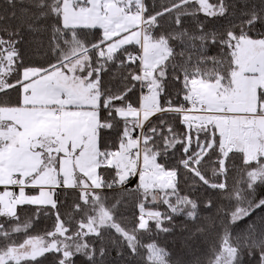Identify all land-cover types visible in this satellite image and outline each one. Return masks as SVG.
Returning a JSON list of instances; mask_svg holds the SVG:
<instances>
[{
	"label": "snow or ice",
	"instance_id": "snow-or-ice-1",
	"mask_svg": "<svg viewBox=\"0 0 264 264\" xmlns=\"http://www.w3.org/2000/svg\"><path fill=\"white\" fill-rule=\"evenodd\" d=\"M5 3L0 21L18 24L0 23V264H109L112 248L125 264H264V0H27L19 16ZM180 168L221 195L182 194ZM41 215L52 229L29 234ZM177 227L186 246L212 241L206 261L151 238Z\"/></svg>",
	"mask_w": 264,
	"mask_h": 264
},
{
	"label": "trees",
	"instance_id": "trees-1",
	"mask_svg": "<svg viewBox=\"0 0 264 264\" xmlns=\"http://www.w3.org/2000/svg\"><path fill=\"white\" fill-rule=\"evenodd\" d=\"M17 2V16L20 15L19 8L20 7H26L27 6V0H24V3H21L20 0H16ZM167 0H146V3L151 6L153 3H155L157 6H159L161 3H166ZM7 7L5 0H0V8ZM157 10H159V7H157ZM11 13V9H9V15ZM200 18L203 19V14H200ZM167 19V18H165ZM0 23H10L13 26H16L18 24V20L11 19L7 21H0ZM186 26L192 24V18H186ZM167 25H165L166 27ZM162 30V29H161ZM22 34V42L18 45V47L21 50L22 56L26 61H32L33 63L39 64L40 62V56L42 55V50L40 53H37L36 51V45L30 43L32 39V34L28 32L26 29H21ZM132 48H129V51H132ZM179 50V49H177ZM216 53L215 48H211L209 51V55H213ZM107 79V77H105ZM135 90L133 94V98H135ZM13 95H15L13 93ZM155 122V121H154ZM176 130L178 132H182L183 126L180 125L178 122L176 124ZM180 158V147L177 146L175 150V154L171 156V163L176 164ZM179 188L181 190L182 194H188L192 193L193 198L200 197L201 199H204L208 196L212 197H219L221 193L219 191H213L208 190L205 187H200L197 185L195 188L192 187V179L191 176L186 174L182 168L179 170ZM240 172H239V161H236V167H231L228 172L227 177V183L229 185V188L233 186L235 181L237 179H240ZM223 179V177H221ZM134 186V185H133ZM264 187V186H261ZM109 196L115 195L111 191L108 192ZM61 201L65 204H71L72 201V193L69 191L67 193V199H65V193L61 192L60 194ZM223 203H227V201H222ZM63 210V209H62ZM161 210H164V207L161 206ZM35 211V208L33 206H22L18 209V212L21 217V221L25 219L27 216H31ZM138 215V209L135 207V204L131 200L125 201L119 208V211L117 213L118 218H123L125 224L129 227L132 226L131 222L134 220L135 216ZM260 215L259 212L256 213L255 216L252 217V219H256V216ZM5 218L0 217V222H3ZM184 220V217H178L176 218V223L179 225ZM249 221L246 219L243 223L239 225L240 228L245 227V225ZM55 223L54 216H44L41 215L39 219H35L33 223V227L29 229V234L31 235H38L43 234L46 231H49L52 229L53 224ZM167 226V225H166ZM191 227V225H189ZM154 228V225H153ZM144 237V242L147 243L149 240V237L147 234H141ZM188 232H182L179 227L175 228L171 234H164L161 233L159 235H153L151 238L156 239L160 244L166 246L169 251L173 253L174 259H181L185 262H192L195 261L197 258L201 259L202 261H206L207 254L209 247L211 246L212 241H210L205 236H196L193 239L186 242L184 240V237L188 236ZM14 239H23L22 233L14 234ZM111 254L109 256V264H125V262L120 258L117 257V251L115 248H112L110 250ZM53 259L52 254H46L44 257L38 258L39 264H51V261ZM247 264V260L245 262Z\"/></svg>",
	"mask_w": 264,
	"mask_h": 264
}]
</instances>
